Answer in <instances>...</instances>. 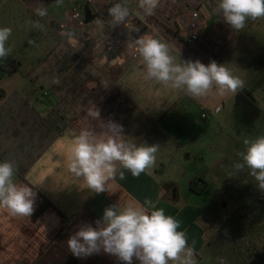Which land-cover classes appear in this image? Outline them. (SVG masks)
<instances>
[{"label": "crops", "instance_id": "1", "mask_svg": "<svg viewBox=\"0 0 264 264\" xmlns=\"http://www.w3.org/2000/svg\"><path fill=\"white\" fill-rule=\"evenodd\" d=\"M88 1L0 0V28L12 29L6 45L11 53L6 64L0 65V161H15V182L28 184L36 192L30 217L0 209V264H122L103 252L77 258L66 241L84 223L95 227L106 207L116 203L123 207L133 200L142 203L145 198L158 201V207L181 222L189 245L196 250L197 264H215L209 251L215 221L207 215L214 207L209 197L213 175L205 166L221 156L225 136L221 118L237 109L235 101L241 95L247 98L248 87L245 84L236 95L192 98L146 80L141 58L123 61L99 54L116 27L113 22L104 26L96 21L88 35L62 31L61 23L73 4ZM117 2L98 0L104 13ZM202 3L159 0L149 15L138 0H127L130 13L123 23H132L133 38L140 33L163 39L179 50L182 60L218 63V43L232 44V35L241 31L217 17L212 20L209 14L200 42L177 32L176 20L184 7ZM37 8L45 14L40 15ZM45 91L50 95L43 101ZM95 107L101 120L123 126L125 141L160 146L150 175L134 177L121 169L125 178L117 173L108 184L109 192L96 194L67 171L68 138L82 128L103 132V122L89 115ZM228 125L230 131L236 127ZM232 139L229 134L228 140ZM202 188V193L197 191Z\"/></svg>", "mask_w": 264, "mask_h": 264}, {"label": "clouds", "instance_id": "2", "mask_svg": "<svg viewBox=\"0 0 264 264\" xmlns=\"http://www.w3.org/2000/svg\"><path fill=\"white\" fill-rule=\"evenodd\" d=\"M138 4L151 15L159 0H138ZM37 11L40 15L45 14L40 8ZM213 11L222 16L232 30L240 32L249 20L264 19V0H216ZM129 13L127 0H119L109 10L115 25L123 23ZM11 33L10 27L0 28V65L6 64L11 53L6 46ZM129 48L142 59L146 80L182 91L192 98L210 94L236 95L245 88L244 80L235 76L225 64L215 60L207 65L198 59L182 60L179 50L161 38L141 35L130 42ZM174 52L180 62L176 61ZM89 115L101 120L96 107ZM101 121L102 133L82 128L68 138L71 154L67 171L83 180L87 189L96 194L108 191V184L115 180L117 173L124 179L123 170L134 177L150 175L160 147L158 144L127 142L122 138L125 136L122 125L113 120ZM243 143L244 151L238 153L239 160L232 167L236 172L247 169L258 190L264 192V135L245 139ZM16 172L15 161H0V209L7 210L12 216L30 217L36 192L28 184H17L14 180ZM158 203L145 198L142 203L133 200L123 207L118 203L106 207L102 218L95 221V227L84 223L69 236L66 241L69 252L77 258L103 252L122 264H133L134 260L139 264H197L196 250L189 245L181 222L166 214ZM221 264L225 262L221 260Z\"/></svg>", "mask_w": 264, "mask_h": 264}, {"label": "rangeland", "instance_id": "3", "mask_svg": "<svg viewBox=\"0 0 264 264\" xmlns=\"http://www.w3.org/2000/svg\"><path fill=\"white\" fill-rule=\"evenodd\" d=\"M215 3L203 0L202 4L212 20L223 21L213 11ZM232 38V44L218 43V64H225L244 80L247 98L241 95L237 102L235 99L237 109L222 116V154L216 163L210 161L205 166L213 175L209 197L214 207L207 215L215 222L209 251L215 264L221 260L225 264H264V192L258 190L247 169L236 172L232 167L239 160L238 153L244 151V140L264 135V19L249 22ZM230 123L236 125L230 126L231 131ZM229 134L234 140H228Z\"/></svg>", "mask_w": 264, "mask_h": 264}, {"label": "built area", "instance_id": "4", "mask_svg": "<svg viewBox=\"0 0 264 264\" xmlns=\"http://www.w3.org/2000/svg\"><path fill=\"white\" fill-rule=\"evenodd\" d=\"M98 14H104L103 6L98 0H89L88 3ZM84 2H76L68 12L66 19L61 23V29L64 33L83 32L85 30L84 23ZM209 20V12L202 4L198 6H185L182 14L176 20V28L178 34L188 38L191 42H200L203 33L207 29ZM133 25L131 22L116 25L106 36L104 42L99 48V54L102 56L115 55L123 61L136 60L138 55L133 54V50L129 48V44L133 38ZM49 91H45L42 100L49 98ZM220 109H217L219 112ZM204 118L207 115L203 116Z\"/></svg>", "mask_w": 264, "mask_h": 264}, {"label": "water", "instance_id": "5", "mask_svg": "<svg viewBox=\"0 0 264 264\" xmlns=\"http://www.w3.org/2000/svg\"><path fill=\"white\" fill-rule=\"evenodd\" d=\"M109 10H107L104 14H94L93 10L90 7V5L86 4L85 7H84V10H83V12H84V23H85L84 34L88 35L89 33L92 32L93 25H94V23L96 21H99V22L103 23L104 26H107L109 23H112V17L109 15ZM139 35H140V33L137 36H135L134 38L139 37Z\"/></svg>", "mask_w": 264, "mask_h": 264}, {"label": "trees", "instance_id": "6", "mask_svg": "<svg viewBox=\"0 0 264 264\" xmlns=\"http://www.w3.org/2000/svg\"><path fill=\"white\" fill-rule=\"evenodd\" d=\"M204 185H207L206 183L204 184ZM196 187L198 188L199 186H198V184L196 185H193V188H195L196 189ZM197 191L198 192H200V193H202L203 191H204V189L202 188V189H197Z\"/></svg>", "mask_w": 264, "mask_h": 264}]
</instances>
